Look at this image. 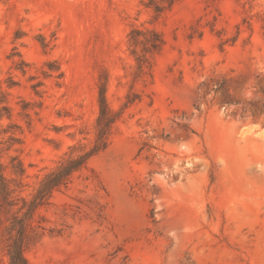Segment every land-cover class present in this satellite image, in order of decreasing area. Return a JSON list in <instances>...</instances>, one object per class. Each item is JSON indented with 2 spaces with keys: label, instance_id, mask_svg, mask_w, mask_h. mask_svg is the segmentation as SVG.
Here are the masks:
<instances>
[{
  "label": "rangeland",
  "instance_id": "rangeland-1",
  "mask_svg": "<svg viewBox=\"0 0 264 264\" xmlns=\"http://www.w3.org/2000/svg\"><path fill=\"white\" fill-rule=\"evenodd\" d=\"M101 83L109 143L28 221L44 227L29 264H264V0H0V162L17 199L0 207V264L20 198L92 146Z\"/></svg>",
  "mask_w": 264,
  "mask_h": 264
},
{
  "label": "trees",
  "instance_id": "trees-1",
  "mask_svg": "<svg viewBox=\"0 0 264 264\" xmlns=\"http://www.w3.org/2000/svg\"><path fill=\"white\" fill-rule=\"evenodd\" d=\"M174 1L149 0V4L153 6L156 12H160L165 5L170 6ZM129 38L135 45L142 44L145 52L158 51L163 43L160 34L154 29H147L143 32L140 29L134 28L129 32ZM137 59L141 62L139 67H142V62L146 61V58L142 55ZM98 102L99 113L96 118V134L92 146L82 153L68 156L55 169L47 173L39 183L31 200L26 201L24 198H20L21 205L13 216L12 222V227L16 230V237L9 248L10 264H29L24 256L25 244L38 237L39 231L37 228L44 231V227L40 224L36 227H30L28 224L36 209L48 204L54 191L62 186H66L74 172L83 167L90 157L107 147L111 128L118 117V113L113 112L108 107L104 83H101L99 86ZM8 139L14 140L13 136H10ZM14 168L15 174H22L23 169L19 164ZM13 193L14 190L11 189L9 181L5 178L3 166L0 162V207H11L16 204L15 200L17 199L12 198ZM20 212L21 216H18Z\"/></svg>",
  "mask_w": 264,
  "mask_h": 264
}]
</instances>
